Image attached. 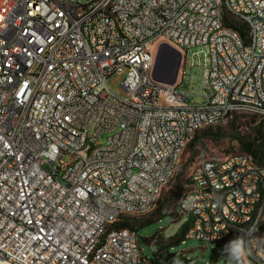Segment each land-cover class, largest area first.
Segmentation results:
<instances>
[{
  "label": "built area",
  "instance_id": "obj_1",
  "mask_svg": "<svg viewBox=\"0 0 264 264\" xmlns=\"http://www.w3.org/2000/svg\"><path fill=\"white\" fill-rule=\"evenodd\" d=\"M161 44L181 54L173 84L153 78ZM193 47L201 103L178 88ZM113 73L125 97L108 87ZM235 102L264 117V0H0V260L153 264L137 230L108 228L125 222L120 210L149 213L187 132L232 117ZM190 189L195 207L175 210L189 217L184 239L243 234L245 264H264V170L244 152L224 166L206 159Z\"/></svg>",
  "mask_w": 264,
  "mask_h": 264
},
{
  "label": "rangeland",
  "instance_id": "obj_2",
  "mask_svg": "<svg viewBox=\"0 0 264 264\" xmlns=\"http://www.w3.org/2000/svg\"><path fill=\"white\" fill-rule=\"evenodd\" d=\"M195 51V47L187 51L183 66L186 75L178 88L190 89L193 101L201 103L202 68L198 66L199 58ZM122 80V75L113 73L107 77L106 83L117 95L125 97ZM206 129L198 130V140L192 137L186 145L173 177L164 183L151 211L141 217L124 216L127 217L125 221L137 229L139 246L153 264H176L177 261L180 264H227V256L222 255V249L231 239L220 243H204L195 238L178 241L186 230L189 217L177 218L175 210L183 194L190 190V173L197 164L210 158L222 159L230 154L243 153L240 138L256 139L257 144L264 146V117L238 112L227 121L214 125L211 131ZM105 138L106 135H103L97 142L103 144Z\"/></svg>",
  "mask_w": 264,
  "mask_h": 264
},
{
  "label": "bare ground",
  "instance_id": "obj_3",
  "mask_svg": "<svg viewBox=\"0 0 264 264\" xmlns=\"http://www.w3.org/2000/svg\"><path fill=\"white\" fill-rule=\"evenodd\" d=\"M223 18H226V21L220 22V29H230V25H234V13H230V10H223ZM241 35L243 36V38H246V44H253L251 23H244L243 25H241ZM23 38H31V31H23ZM235 111H237V113L251 111V102H235ZM229 118H231L230 114H223L222 121H220V124L227 121ZM214 125H218V124L212 123L211 120H204V123L195 126V130L188 131L187 134L185 135L184 141L182 142V152L197 130L203 127L214 126ZM245 154L250 156V159L252 160V163L255 164L256 168L260 170H264L263 164L261 165L257 163L256 160H254L250 154L248 153ZM226 158H235V153L226 156ZM204 162L205 160L197 164L192 169L190 173V181L196 179L198 169L200 168L201 165H204ZM224 163H225V158L217 159V166H224ZM170 178H168L166 182ZM189 196L196 197V189H190L188 192L183 194L180 201H182L183 199ZM177 210H179V203ZM124 216H132V210H120V217H124ZM258 217L260 221H264V210H258ZM123 223L124 222L112 224V226L108 228V237H117L118 234H122L123 232H132V229L123 226L122 225ZM0 264H15V262L10 259H3V261L0 260ZM19 264H31V261L28 260V258H19Z\"/></svg>",
  "mask_w": 264,
  "mask_h": 264
},
{
  "label": "water",
  "instance_id": "obj_4",
  "mask_svg": "<svg viewBox=\"0 0 264 264\" xmlns=\"http://www.w3.org/2000/svg\"><path fill=\"white\" fill-rule=\"evenodd\" d=\"M181 61V54L167 44H161L156 54L153 78L161 83H175Z\"/></svg>",
  "mask_w": 264,
  "mask_h": 264
},
{
  "label": "clouds",
  "instance_id": "obj_5",
  "mask_svg": "<svg viewBox=\"0 0 264 264\" xmlns=\"http://www.w3.org/2000/svg\"><path fill=\"white\" fill-rule=\"evenodd\" d=\"M132 86L135 87V82H132ZM49 155L54 159L55 149ZM181 204L184 208L191 209L195 207V197L189 196L183 199ZM255 231L256 227L252 226L249 229V234ZM222 255L227 256V264H245L246 257L250 255L249 239L243 234L236 236L223 246ZM176 264H180V262L177 261Z\"/></svg>",
  "mask_w": 264,
  "mask_h": 264
},
{
  "label": "trees",
  "instance_id": "obj_6",
  "mask_svg": "<svg viewBox=\"0 0 264 264\" xmlns=\"http://www.w3.org/2000/svg\"><path fill=\"white\" fill-rule=\"evenodd\" d=\"M233 122H234V120H233ZM261 126L262 125H260V127ZM206 128L207 129L205 131H211L213 129V126H208ZM217 128L219 129V127H217ZM197 132H198V130L194 133L193 140H198V138L200 137V136H197L198 135ZM207 134H209V133H207ZM262 138H264V136H262ZM238 140L240 142L242 150L245 153L250 154L253 157V159L256 160L257 163H259L261 165L262 164L264 165V146H261L260 144H257L256 143V139L248 140V139L240 138ZM165 213H169V212L166 211ZM122 225L125 226V227H129L131 229L137 230L136 228L131 226L127 221H125ZM183 240H184V234L182 235L181 238H179L178 241H183Z\"/></svg>",
  "mask_w": 264,
  "mask_h": 264
}]
</instances>
